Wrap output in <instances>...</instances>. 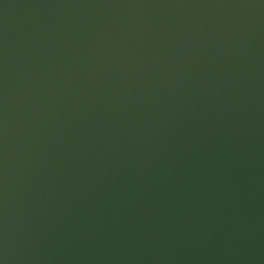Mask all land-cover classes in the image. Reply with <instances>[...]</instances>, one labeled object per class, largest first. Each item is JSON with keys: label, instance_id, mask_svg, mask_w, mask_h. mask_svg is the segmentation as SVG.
<instances>
[{"label": "water", "instance_id": "obj_1", "mask_svg": "<svg viewBox=\"0 0 264 264\" xmlns=\"http://www.w3.org/2000/svg\"><path fill=\"white\" fill-rule=\"evenodd\" d=\"M0 264H264V0H0Z\"/></svg>", "mask_w": 264, "mask_h": 264}]
</instances>
